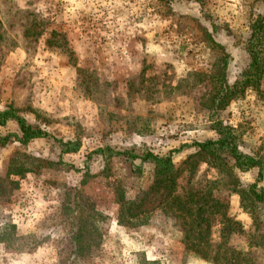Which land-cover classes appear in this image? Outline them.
I'll list each match as a JSON object with an SVG mask.
<instances>
[{"label": "rangeland", "instance_id": "rangeland-1", "mask_svg": "<svg viewBox=\"0 0 264 264\" xmlns=\"http://www.w3.org/2000/svg\"><path fill=\"white\" fill-rule=\"evenodd\" d=\"M261 14L264 0H0V110L13 106L52 135L82 142L78 154L62 157L70 167L44 164L12 176L18 188L0 192V264H212L186 250L179 222L158 208L160 196L145 205L154 210L148 224H118L116 187L128 200L147 191L150 165L114 158L106 177L105 160L88 156L109 146L174 150L180 167L195 142L215 137L207 77L216 55L205 29L230 54L227 78L234 84L249 64L246 36ZM214 112L243 134L246 152L264 155V78L259 92L249 89ZM38 158L57 162L59 156L46 140L1 150L0 176L11 159L33 168ZM194 161L189 187L228 203L242 226L228 245L244 253L242 264H264V208L239 193L257 183L258 169L229 174ZM88 166L94 177L82 185ZM70 187L102 215L88 219L89 246L79 253L75 221L64 212Z\"/></svg>", "mask_w": 264, "mask_h": 264}, {"label": "trees", "instance_id": "trees-1", "mask_svg": "<svg viewBox=\"0 0 264 264\" xmlns=\"http://www.w3.org/2000/svg\"><path fill=\"white\" fill-rule=\"evenodd\" d=\"M214 27H216L214 25ZM206 40L210 43L216 59L211 66L210 75L211 95L209 98L208 115L212 119L209 129L215 137L203 142H195L196 150L190 154L180 167L173 161L175 151L165 155L144 150H116L112 147L97 148L88 156H100L105 160L102 175L110 177L111 165L114 158H124L127 161L140 160L152 168V184L150 188L132 200L126 198V192L116 187L115 197L119 204L118 224L131 228L141 227L150 221L154 210H146L145 205L152 196H160L162 201L158 208L165 215H172L179 222L183 232L186 250L196 253L202 260L212 264H242L244 253L228 245V239L233 233H242V226L230 214L228 203L215 198L205 188H190L192 176L196 171L195 159L217 168L221 172L232 174L234 171L247 172L258 169L257 183L249 190L240 191V195L251 196L253 202L264 208V189L259 187L264 179V155L246 152L243 134L222 120L214 119V110L223 109L231 102L244 98L249 89L259 92L264 78V14L255 19L247 32L245 51L249 57V64L234 84H230L227 71L230 54L226 48L215 41L212 34L205 29ZM12 124L15 129H7ZM0 151L13 145L27 147L36 140H46L59 156L57 162L35 159L33 168H27L25 163L18 164L12 159L5 177L0 176V192L6 193L18 188L19 183L11 179L12 176H23L27 172H34L45 166H68L63 162L65 155L78 154L82 149L80 140H64L52 135L40 123L29 121L19 109L13 106L0 110ZM84 173L82 185L87 178L94 177L88 168ZM141 173V168L137 169ZM189 173L186 185H181V178ZM10 187H7V186ZM9 189V190H8ZM64 212H71L75 221L72 232V242L76 252H83L89 246L86 243V224L88 219L96 221L102 215L96 211L94 204L87 200L78 187H70L66 191ZM152 211V212H151ZM219 239L215 240V234ZM5 242V240H0ZM80 257V255H78Z\"/></svg>", "mask_w": 264, "mask_h": 264}]
</instances>
